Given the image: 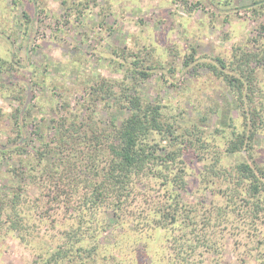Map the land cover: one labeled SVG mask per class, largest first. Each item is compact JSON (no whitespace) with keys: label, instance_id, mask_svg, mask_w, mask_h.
I'll return each instance as SVG.
<instances>
[{"label":"rangeland","instance_id":"obj_1","mask_svg":"<svg viewBox=\"0 0 264 264\" xmlns=\"http://www.w3.org/2000/svg\"><path fill=\"white\" fill-rule=\"evenodd\" d=\"M191 52L195 59L185 67L183 57ZM254 52L264 55V0H0V205L16 185L14 191L26 197L37 224L28 245L0 224V264H33L46 246L62 242L72 210L63 199L52 202L54 192L48 196L49 190L34 179L35 169L23 162L37 168L34 153L55 137L53 119L80 109L81 116L110 119L106 99L92 104L94 87L135 83L133 91L167 105L182 129H205L228 171L235 174L241 162L264 166V130L254 134L250 150L227 152L231 132L246 127L244 114L222 79L203 65L216 57L236 65ZM135 62L149 69L148 79L133 74ZM249 66L264 89V66L255 61ZM188 165L186 187L176 188L188 219L181 217L175 227L137 225L139 208L148 209V199L160 200L164 194L160 183L137 177L128 215L116 219L104 212L106 219L95 230L99 254L84 264H100L103 255L111 260L108 264H173L168 238L187 237L195 244V224L186 222H198L202 233L209 215L207 237L221 247L205 251L200 264H264V236H246L251 229L247 218L229 201L230 186L244 190L237 175L236 180L228 172L206 176L204 162L196 158ZM14 168L24 173L17 178ZM217 206H226L227 213L218 216ZM86 235L84 243L93 244L94 237Z\"/></svg>","mask_w":264,"mask_h":264},{"label":"trees","instance_id":"obj_2","mask_svg":"<svg viewBox=\"0 0 264 264\" xmlns=\"http://www.w3.org/2000/svg\"><path fill=\"white\" fill-rule=\"evenodd\" d=\"M194 57V52L185 54L182 65L190 66ZM215 61L210 64L204 62L203 65L225 83L235 106L244 114L246 126L242 131L231 132L233 136L227 152L250 150L254 134L264 130V89L258 77L255 78L254 70L249 68V62L255 61L264 66V55L254 52L248 58H241L236 65L232 60L221 57H216ZM138 66L136 64L133 74L148 79L151 76L149 69H139ZM170 71L174 74L176 68L171 67ZM133 84L115 82L92 88L94 90L89 93L94 100L92 104L106 99L110 119L105 122L94 113L81 116V109L53 119L51 127L55 128V137L40 145L34 153L33 161L38 163L37 168L34 164L23 162L29 169H35L34 179L42 190H49L48 196L54 192L52 202L63 199L72 210L68 212L71 214L70 225L64 232L62 242L54 248L46 246L38 253L33 264H84L85 259L94 260L99 254L95 230H99L101 221L103 224L106 219L104 212H112L116 219L128 215L135 203L134 180L137 177L150 179V183L158 182L164 190L162 199H148L150 207L139 208L140 212L135 216L137 225H141L142 229L168 225L175 227L181 217L188 219L190 216L182 206L176 188L186 187L188 164L195 158L204 162L206 176H226L230 173V177L236 180L237 175V184L245 191L230 186L232 192L229 201L236 205L237 212L247 218L245 223L251 229L245 231L246 236L252 240L258 235L264 236V166L241 162L235 167V174L228 171L217 154L216 143L205 129L196 125L182 129L183 124L167 110V105L143 98L137 88L132 90ZM107 99H112V102ZM29 113L26 112V115ZM224 124H227L226 120ZM20 136L21 130L17 132L16 140ZM45 156H54L55 159L48 161ZM13 171L17 178L24 173L17 168ZM7 180L11 184V179ZM15 186H10L12 193L7 192L5 202L0 205V224L9 227L28 245L37 224L33 223L28 212L26 197L21 191H14ZM222 193L225 194V190ZM225 208L217 206L218 216L227 213ZM210 216L206 218L207 224L205 230L201 229L202 233H198V222H186L187 226L195 224L191 231L196 236L195 244L189 243L187 237L183 239L173 235L174 238H168V242H171L168 248H172L168 256L173 264H200L203 261L200 257L205 251H216L221 247L219 241L207 237ZM88 233H93L91 237H94V243L91 245L84 243L85 238L89 237L86 235ZM101 261L100 264H108L111 260L103 255Z\"/></svg>","mask_w":264,"mask_h":264}]
</instances>
